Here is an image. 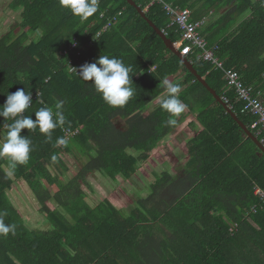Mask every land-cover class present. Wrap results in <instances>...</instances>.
Instances as JSON below:
<instances>
[{"label":"trees","instance_id":"1","mask_svg":"<svg viewBox=\"0 0 264 264\" xmlns=\"http://www.w3.org/2000/svg\"><path fill=\"white\" fill-rule=\"evenodd\" d=\"M135 1L172 42L180 40L162 5ZM168 1L191 9L193 21L226 7L201 30L207 49L214 50L224 70L201 59L202 50L186 57L209 86L228 99L239 120L263 139L264 130L258 134L252 129L257 117L242 112L245 104L228 89L225 73L237 71L244 85L264 98L260 0ZM9 7L20 15L0 37V105L7 94L23 88L36 97L24 115L35 120L40 107L54 108L62 100L65 123L52 131L51 141L39 129L23 130L31 141L26 164L13 170L8 158H0V213L5 224L15 225L14 234H0V264H264V202L255 194L256 187L264 189V153L138 10L127 0H98L97 12L81 21L61 8L59 0H12ZM74 39L82 50L79 58L70 50ZM101 55L132 68L134 95L123 107L109 106L90 81L72 71ZM172 77L186 105L175 126L167 124L169 114L161 101L146 113L166 93L160 80ZM186 110L202 130L187 142L188 160L180 176L168 171L154 176L150 192L137 199L129 214L108 201L95 208L86 201L88 176L132 179L140 163L184 122ZM117 118L125 122V130L116 126ZM3 123L11 121L0 117V142L7 132ZM68 132L73 135L67 139ZM57 138L67 143L56 146ZM74 152L84 157V165L63 182L68 169L61 155ZM52 165L63 172L53 174ZM21 182L38 200L50 229H29L13 205L9 192ZM50 200L59 207L52 210Z\"/></svg>","mask_w":264,"mask_h":264},{"label":"clouds","instance_id":"2","mask_svg":"<svg viewBox=\"0 0 264 264\" xmlns=\"http://www.w3.org/2000/svg\"><path fill=\"white\" fill-rule=\"evenodd\" d=\"M264 7V0H260ZM61 8L69 10L72 15L77 16L81 21L88 20L97 12L98 0H59ZM80 79L91 82L96 93L101 94L105 103L111 107H123L134 95L131 87L132 72L131 66H126L122 60L107 55H101L91 63H85L79 70L72 67ZM167 97L161 100V108L169 114L167 124L175 126L179 116L185 111L186 105L179 98L180 85L172 82L169 78L160 80ZM32 104V94L26 93L23 88L17 89L14 93L7 94V99L0 105V117L11 123H3L7 128L6 135L0 142V158H8L9 166L15 169L17 165L26 164L30 158L31 141L27 135H23V130L39 129L45 135L46 140L51 141L52 131L65 123L63 115L64 101H58L53 107H40L36 110L33 120L32 116L24 115L25 111ZM64 138H57L56 146L65 145ZM55 160V156L53 157ZM11 175V173H9ZM0 213V234H14L15 225L5 224Z\"/></svg>","mask_w":264,"mask_h":264},{"label":"rangeland","instance_id":"3","mask_svg":"<svg viewBox=\"0 0 264 264\" xmlns=\"http://www.w3.org/2000/svg\"><path fill=\"white\" fill-rule=\"evenodd\" d=\"M11 1L0 0V37L10 32L20 15L19 11H13L9 7ZM248 12L241 17L240 21L249 14ZM170 80L174 83L177 82L173 77ZM166 97L167 93L156 99L147 107L146 113H151L159 102ZM115 124L121 130L126 129L125 122L119 118L115 120ZM200 129L201 126L198 124L195 115L187 111L184 122L177 127L171 136L158 144L146 162L140 163L138 172L132 179L123 180L120 178L117 181H113L100 173L88 176V183L83 186L86 201L94 208L108 201L117 208L122 209L125 214H129L130 210L134 208L137 199L145 197L150 192L149 186L154 176L160 175L164 171H168L174 177L181 175L188 160L186 144ZM130 152L133 155L138 154L135 151ZM61 158L68 169L62 174L61 179L63 182H67L82 169L85 159L75 152L62 153ZM50 169L53 174L63 172L62 168L55 165H52ZM49 189L54 191V188ZM9 197L15 208L24 216L29 229L48 230L52 227L46 214L40 211L38 200L25 182L16 183L9 192ZM47 204L52 210L59 207L54 200H50Z\"/></svg>","mask_w":264,"mask_h":264},{"label":"built area","instance_id":"4","mask_svg":"<svg viewBox=\"0 0 264 264\" xmlns=\"http://www.w3.org/2000/svg\"><path fill=\"white\" fill-rule=\"evenodd\" d=\"M160 5H162L166 14L171 18L169 27L176 28L177 32L181 34V38L175 45L181 51V54L187 56L192 54L195 49L202 50L199 53V57L206 62H210L217 69L224 70L223 62L220 61L216 56L213 49H207V40L202 36L201 30L207 24V17H203L198 21L192 20V10L189 8L182 9L178 5L168 0H153ZM111 25L109 22L105 27L104 31L108 29ZM103 30L97 34L99 37ZM89 44L87 47H90ZM76 39L70 44V50L78 58L82 55V50ZM226 81L228 89H233L236 92L239 101L244 102V107L242 112L257 117V121L252 124V129L258 130V134L264 130V98L261 93L254 94V89L252 86L244 85L241 80L240 74L237 71L225 70ZM39 96V95H38ZM35 96L32 95V101L35 100ZM224 102L228 103L227 98H223ZM32 105V104H31ZM30 105V106H31ZM73 133L68 132L66 138L68 139ZM264 145V138L260 140ZM255 194L264 202V189L260 187L255 188Z\"/></svg>","mask_w":264,"mask_h":264},{"label":"water","instance_id":"5","mask_svg":"<svg viewBox=\"0 0 264 264\" xmlns=\"http://www.w3.org/2000/svg\"><path fill=\"white\" fill-rule=\"evenodd\" d=\"M127 1L131 6L135 7L138 10V12L140 13V15L150 24V26L152 28H154L156 33L164 41L166 48L169 49L174 54H176L182 60V62L185 64L186 68L198 79L199 82H201L207 88V90L215 97L216 101L218 103L222 104L228 110V112L232 115V117L238 122L240 127L246 132L247 136L251 140H253L255 142V144L264 153V145L260 142L258 137L255 134H253V132H251V130H249V128L241 120H239L238 116L232 111L231 108H229L227 106L226 102H224V100L216 93V91L209 86V84L206 81V78L202 77L201 75L198 74L197 70L194 68V65L187 59L186 56L181 54V51L179 50V48H177L175 43L172 42V40L170 38H168L167 34L163 30L159 29L153 23V21H151L147 17L146 12L140 6L137 5L135 0H127Z\"/></svg>","mask_w":264,"mask_h":264},{"label":"crops","instance_id":"6","mask_svg":"<svg viewBox=\"0 0 264 264\" xmlns=\"http://www.w3.org/2000/svg\"><path fill=\"white\" fill-rule=\"evenodd\" d=\"M199 6H201V4H199ZM225 11H226V7L221 8L219 11H211L207 16H204V17H207V20H208L207 21V23H208L207 25H210L211 23H214L216 21V19L220 17L221 14L223 15L225 13ZM201 130H202V127H201L200 131ZM199 132H197V133H199ZM186 146H187V144H186Z\"/></svg>","mask_w":264,"mask_h":264}]
</instances>
